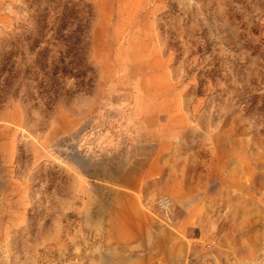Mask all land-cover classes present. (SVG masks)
Segmentation results:
<instances>
[{
  "label": "rangeland",
  "instance_id": "obj_1",
  "mask_svg": "<svg viewBox=\"0 0 264 264\" xmlns=\"http://www.w3.org/2000/svg\"><path fill=\"white\" fill-rule=\"evenodd\" d=\"M84 1L91 88L0 109V264H264V0Z\"/></svg>",
  "mask_w": 264,
  "mask_h": 264
},
{
  "label": "trees",
  "instance_id": "obj_2",
  "mask_svg": "<svg viewBox=\"0 0 264 264\" xmlns=\"http://www.w3.org/2000/svg\"><path fill=\"white\" fill-rule=\"evenodd\" d=\"M23 24L0 47V109L18 101L26 119L91 88L90 33L96 18L84 0H25ZM72 86V87H70Z\"/></svg>",
  "mask_w": 264,
  "mask_h": 264
},
{
  "label": "crops",
  "instance_id": "obj_3",
  "mask_svg": "<svg viewBox=\"0 0 264 264\" xmlns=\"http://www.w3.org/2000/svg\"><path fill=\"white\" fill-rule=\"evenodd\" d=\"M181 187L182 186L180 187L178 186L177 196L174 197L173 199L176 202V204H184L187 201V197L184 193V190ZM183 220L185 221L184 214L182 215V221ZM152 242L154 243L155 241H152ZM159 245H162V243L160 242ZM153 258L158 259L159 262L164 263V264H184L185 263L184 251H182L178 255L157 253L156 255L153 256ZM144 264H148V262L144 261Z\"/></svg>",
  "mask_w": 264,
  "mask_h": 264
},
{
  "label": "built area",
  "instance_id": "obj_4",
  "mask_svg": "<svg viewBox=\"0 0 264 264\" xmlns=\"http://www.w3.org/2000/svg\"><path fill=\"white\" fill-rule=\"evenodd\" d=\"M171 208H172V203L165 196L158 197L147 205V210H149L154 215L167 214L170 212Z\"/></svg>",
  "mask_w": 264,
  "mask_h": 264
}]
</instances>
